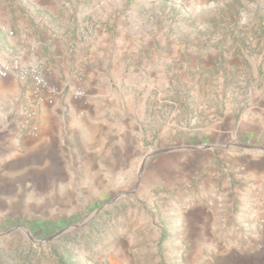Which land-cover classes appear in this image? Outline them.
<instances>
[{"label": "crops", "instance_id": "0c3cea01", "mask_svg": "<svg viewBox=\"0 0 264 264\" xmlns=\"http://www.w3.org/2000/svg\"><path fill=\"white\" fill-rule=\"evenodd\" d=\"M184 1L0 0L1 57L41 65L60 91L41 108L37 140L23 138L12 117L20 96L0 94V125L12 127L0 138V209L15 217L23 186L33 190L28 204L37 214L60 222L73 214L72 189L139 182L129 220L124 214L106 230L114 235L108 246L90 259L81 246L80 259L68 264H264V103L233 122L239 138L229 149L182 153L179 165L164 152V166L137 160L143 128L156 131V93L161 82L170 86L172 41L153 14ZM89 24L94 32L86 36ZM79 77L88 93L73 103Z\"/></svg>", "mask_w": 264, "mask_h": 264}, {"label": "rangeland", "instance_id": "374dc122", "mask_svg": "<svg viewBox=\"0 0 264 264\" xmlns=\"http://www.w3.org/2000/svg\"><path fill=\"white\" fill-rule=\"evenodd\" d=\"M153 15L158 19V32L172 41L171 76L167 78L170 86L165 90L161 82L160 96L156 93L155 115L151 114V120L153 115L156 118V131L150 125L143 128L139 164L166 165L168 162L159 161L160 152L172 155L174 164L179 165L182 153L216 146L229 149L239 138L233 122L252 105L264 103V0H185L174 6L172 13ZM93 32L94 25L89 24L85 35ZM48 79L56 85L49 75ZM85 83V78L79 77L75 88L86 89ZM8 93L20 96L12 117L21 121L22 108L31 102L29 85L0 79V94ZM69 98L78 103L72 95ZM44 104L38 110L39 124ZM11 128L10 122L0 125V138ZM21 135L27 140L39 139ZM138 185L72 189L78 196L71 205L73 214L60 222L46 220L42 211L37 214V206L28 204L33 190L21 186L15 190L19 198L12 206L15 217H10L11 208L0 209V264H68L80 259L81 246L88 252L86 259L94 257L98 248L114 239L106 230L120 226L124 214L129 220ZM158 200L160 212L165 211L163 200Z\"/></svg>", "mask_w": 264, "mask_h": 264}, {"label": "built area", "instance_id": "2783aa9c", "mask_svg": "<svg viewBox=\"0 0 264 264\" xmlns=\"http://www.w3.org/2000/svg\"><path fill=\"white\" fill-rule=\"evenodd\" d=\"M0 79L17 80L29 85L31 102L21 110L19 122L20 133L26 137L37 139L40 136L38 110L42 104L49 102L60 94L59 88L48 79V74L41 65L21 66L10 63L0 57ZM86 89L79 86L72 90L73 100L80 102L86 97Z\"/></svg>", "mask_w": 264, "mask_h": 264}]
</instances>
